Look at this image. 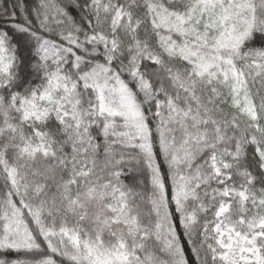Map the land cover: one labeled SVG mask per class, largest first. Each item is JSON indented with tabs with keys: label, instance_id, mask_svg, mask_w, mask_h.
Listing matches in <instances>:
<instances>
[{
	"label": "snow or ice",
	"instance_id": "1",
	"mask_svg": "<svg viewBox=\"0 0 264 264\" xmlns=\"http://www.w3.org/2000/svg\"><path fill=\"white\" fill-rule=\"evenodd\" d=\"M0 264H264V0H0Z\"/></svg>",
	"mask_w": 264,
	"mask_h": 264
}]
</instances>
